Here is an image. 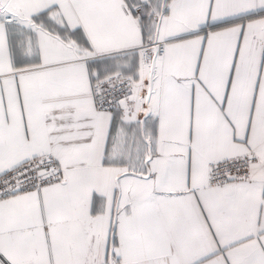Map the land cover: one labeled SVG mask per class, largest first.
<instances>
[{"label":"snow or ice","instance_id":"6c2138e0","mask_svg":"<svg viewBox=\"0 0 264 264\" xmlns=\"http://www.w3.org/2000/svg\"><path fill=\"white\" fill-rule=\"evenodd\" d=\"M0 264H264V0H0Z\"/></svg>","mask_w":264,"mask_h":264}]
</instances>
